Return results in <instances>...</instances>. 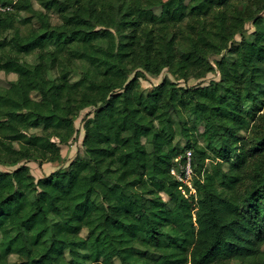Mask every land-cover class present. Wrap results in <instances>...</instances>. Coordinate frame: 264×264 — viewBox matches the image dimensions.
I'll list each match as a JSON object with an SVG mask.
<instances>
[{"label":"trees","instance_id":"1","mask_svg":"<svg viewBox=\"0 0 264 264\" xmlns=\"http://www.w3.org/2000/svg\"><path fill=\"white\" fill-rule=\"evenodd\" d=\"M39 1L46 10L64 11L57 0ZM225 1L155 0L146 7L128 6L119 26H136L142 19L180 22ZM0 7V164L61 160L59 147L74 138L75 118L84 107H93L83 124V153L67 169L36 181L27 163L0 170V264H264V177L251 183L254 188L243 200L237 190L245 183L250 157L264 147L248 152L241 146L235 157L228 145L212 148L207 167L210 145L198 143L197 129L183 114L203 122L217 137L229 133L237 140L232 129H243L253 118L255 112L243 104L254 101L256 79L264 74L262 17L255 19L254 31L234 44L233 61L216 58L219 81L182 87L162 79L145 93L139 75L128 76L129 36L122 34L116 42L111 30L95 28L91 10L77 7L67 14L64 23L69 28H50L42 20L40 32L21 34L17 12L31 11V0H0ZM7 30L13 31L8 40ZM199 41L213 44L205 37ZM171 43L172 38L165 52L172 70L176 55ZM194 43L179 52L176 63L201 68L199 77L213 66ZM49 45L55 49L50 67L59 71L56 79L47 76L43 53L36 63L24 57ZM63 52L84 59L94 72L87 69L71 81L69 70H58ZM151 52L146 46L147 57ZM145 62L149 73H159L152 59ZM248 65H253L250 73L239 72ZM11 73L15 79L8 77ZM33 91L40 99L32 97ZM178 131L185 139L181 148L174 144ZM201 135L207 137L205 131ZM187 149L192 171L198 172L195 193L186 186L182 191L183 183L170 172L172 159ZM27 189L34 192L33 198ZM94 194L102 204L93 200ZM82 229H87L86 236L80 234ZM147 250L157 254L150 256Z\"/></svg>","mask_w":264,"mask_h":264},{"label":"rangeland","instance_id":"2","mask_svg":"<svg viewBox=\"0 0 264 264\" xmlns=\"http://www.w3.org/2000/svg\"><path fill=\"white\" fill-rule=\"evenodd\" d=\"M155 0H57V5L64 6L63 12H60L55 8L46 10L39 0H31L32 10H19L17 12L16 25L19 27L21 34L29 32H40L42 30V20L48 23L50 28L52 27H66L64 23V17L76 10L77 7L80 9L91 10L92 22L95 28H107L114 34L115 41L117 42L123 35H128L129 40L132 41V45L129 47L130 53L125 59V64L128 68L129 78L135 74L139 75V82L143 92H149L156 84L167 79L176 85L182 87H190L197 85H208L213 80L219 81L221 79V70L216 63L217 57H222L225 60L231 62L235 58V53L232 52L234 44H237L241 37L252 32L256 28L255 19L262 17L264 19V0H227L221 4H214L211 9L205 14L186 15L182 21L175 23H161V22H150V20L142 19L136 26H128L122 28L119 26L121 14L129 10L134 6L146 7L149 6ZM5 8L9 9L10 6ZM1 9V7H0ZM12 9V8H11ZM30 16L28 21H22L21 18ZM129 19H133L132 16H127ZM114 20V23L109 24ZM13 31L7 30L4 33L6 40L12 37ZM200 37L209 39L213 44L203 45L199 41ZM173 39V51L175 52V61L172 64V70L166 65L167 57L165 52V45ZM124 40H127L125 38ZM197 42L198 52L209 61L213 69L200 75H196L201 71V68L193 66L187 62H176L179 60V52L189 50ZM103 45H105L103 43ZM79 46V45H76ZM75 46V48H76ZM146 46L151 49V55L147 57L145 53ZM55 50L53 45H49L43 50L35 49L32 52L25 54V59L30 63H36L39 61L40 52L45 56V71L49 79H56L59 71H56L50 67V61L52 58V51ZM146 59H152L158 66V74L153 75L146 69ZM59 69L58 70H69L70 80L74 81L81 78L84 71L89 69L94 72L93 68L90 67L89 63L84 59L71 58L66 52L59 55ZM253 65L241 67L239 72L250 73ZM10 79H15L16 75L11 73L8 75ZM260 81V82H259ZM257 88L255 89L254 101H247L243 104L244 109L254 111L253 118H248L241 130H233L235 139H231L229 133H226L222 137H217L208 126L201 121L195 122L191 117L184 112V120L189 126H194L199 133L198 143L202 146L210 145L207 147L208 155L210 158L206 159L205 164L207 167L210 166L213 157V149L216 151L217 148H224L231 151V156L235 157L242 148L248 152H252L255 148H262L264 145L260 142H264V74L256 79ZM34 99H40V95L37 91L31 93ZM93 107L88 106L81 109L79 115L74 120V127L76 129L74 138L66 144H60V153L62 159L59 161L52 162V170L63 171L67 169L68 163L77 155L83 153L82 140L84 136V121L86 119V113L89 112ZM175 117V116H174ZM177 121V117H175ZM235 128V127H234ZM31 131L35 133H42L41 128H33ZM205 131L206 136H202L201 132ZM55 139V138H53ZM145 141L144 138H142ZM174 144L180 148L184 146L185 139L178 131L174 139ZM228 145V148H225ZM221 146V147H220ZM146 148L151 150V145L146 144ZM209 148V149H208ZM218 148V150H219ZM189 150V149H187ZM185 153H181L172 159L173 167L171 168V174L183 183L180 186L182 191H185V186L189 188L190 192L195 193L194 180L198 176V172L194 169L189 177L185 176L182 172V157ZM181 158V159H180ZM21 163H27L31 173L34 176L35 181L48 173L42 170V163L39 160H22L16 165H2L0 164V170H12ZM49 166V163L43 164ZM226 166V164H225ZM249 174V175H248ZM182 177L183 179H180ZM264 177V151L256 153L253 157H250L247 163V175L244 177L245 183L239 186L240 198L243 200L246 197V193L249 192L254 185L252 182H261ZM30 198H33L34 192L31 189L26 190ZM160 196L167 200L165 193L160 192ZM146 198L152 197V195L145 194ZM93 200L97 204H102V200L99 195L94 194ZM171 203H169L170 205ZM80 234L82 236L87 235V229H82ZM138 249L144 250L143 247L137 245ZM85 250L81 249V252ZM148 252V250L146 251ZM157 252L149 251L148 255L155 256ZM16 256L12 255L10 260H15ZM86 264H97L88 261ZM118 263V260L116 261ZM231 264H238V262H231Z\"/></svg>","mask_w":264,"mask_h":264},{"label":"built area","instance_id":"3","mask_svg":"<svg viewBox=\"0 0 264 264\" xmlns=\"http://www.w3.org/2000/svg\"><path fill=\"white\" fill-rule=\"evenodd\" d=\"M182 172L185 176L189 177L192 173V167H191V151L186 150L184 155V162L182 164ZM180 179H183L182 177H179Z\"/></svg>","mask_w":264,"mask_h":264},{"label":"crops","instance_id":"4","mask_svg":"<svg viewBox=\"0 0 264 264\" xmlns=\"http://www.w3.org/2000/svg\"><path fill=\"white\" fill-rule=\"evenodd\" d=\"M47 163H49V166H44L43 164H47ZM52 162H44V163H42L41 165H42V170L43 171H45L46 173H50V172H52V171H54V170H52L51 168H52V164H51Z\"/></svg>","mask_w":264,"mask_h":264}]
</instances>
